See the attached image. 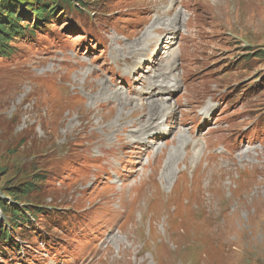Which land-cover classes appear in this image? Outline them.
I'll return each instance as SVG.
<instances>
[{"label": "rangeland", "instance_id": "obj_1", "mask_svg": "<svg viewBox=\"0 0 264 264\" xmlns=\"http://www.w3.org/2000/svg\"><path fill=\"white\" fill-rule=\"evenodd\" d=\"M79 1L0 55V198L43 212L11 230L0 264H264V0H181L173 44L155 50L162 0ZM155 65L171 71L168 102L132 106L122 146L131 106L89 98L112 78L135 97ZM162 109L173 128L132 148Z\"/></svg>", "mask_w": 264, "mask_h": 264}, {"label": "bare ground", "instance_id": "obj_2", "mask_svg": "<svg viewBox=\"0 0 264 264\" xmlns=\"http://www.w3.org/2000/svg\"><path fill=\"white\" fill-rule=\"evenodd\" d=\"M163 3H160V7L157 9V12L155 13L154 9L151 10V12H154L156 14V19L154 20L155 22L149 26V30H148V33H149V36H146L144 37V39L147 38L146 43H148V47H154V50L155 49H159V47L162 45V43H168L169 45L173 44V39H174V32L176 30H178V25L180 24V9H178V5L182 4L181 0H162ZM166 4H164L165 2ZM159 3V2H158ZM158 5V4H156ZM166 19L168 22L165 24H163V28L165 29V31H162V28L160 27L161 25H158L160 24V22L163 20V19ZM152 26L154 27V29H152ZM158 26V27H157ZM155 34V35H154ZM147 48V45L143 48H139L137 49V52L138 50L140 52H138V56L136 58H132V59H124L127 63H128V70L132 71V72H136V70L139 69V57L141 56H144L145 53H143V51H145ZM153 50V52H154ZM152 52V53H153ZM166 57H167V60H169V63L173 61L174 59V53L173 51H169L167 54H166ZM168 63V64H169ZM156 66V71L158 72L157 76L155 77H152V82L151 83H148L147 84V89L146 91H138L135 94V97L131 96L130 92L129 91H124V92H119L118 91V85H119V82L117 81L116 82V79L112 78L108 81V86L107 84L105 85V87L101 88L99 91H97V95L98 97L95 98L94 96H91L89 99L91 100V102L93 104L96 105V108H100L101 107V104H102V98L105 96L106 92H111V96H108V98L106 99L108 102H109V106L113 105L112 102H120L121 100H126L125 101H122L123 103L125 102L124 106L123 104L120 105L121 109H124L125 107H130L129 109V114L126 115V116H122L121 114L116 118V119H119V120H124L126 119L129 122H133L135 124H129L127 125L128 123H126L124 126H122L119 130V134L117 135L116 137V141L120 142L121 145H122V142L124 141V138L122 136V134L125 132V129H128L130 127H135L137 125V123L135 122V120H138L139 117L141 116V112H139L136 108L137 107H140L142 106V104H146V103H154L156 101H159V102H163V106H161L162 108H165V103L168 102L167 100H164L160 97H165V94L168 92L166 89L168 88V90H170L171 88H173L172 84H169V81L168 78L171 75V71L168 70V68L166 69V67H162V70H159V68H157L158 65H155ZM134 68V69H133ZM54 71V70H53ZM94 71V70H93ZM92 75V71H90L87 75H86V80H85V84L82 86V88H85L90 84L92 83V80L89 81V78L90 76ZM96 78L99 79V76L97 75ZM156 79V80H155ZM107 81V79L105 80ZM105 81L104 84H105ZM89 83V84H88ZM107 83V82H106ZM145 82L143 81L142 84H144ZM105 92H101V90L105 89ZM88 93H93V90L90 89V91ZM94 94V93H93ZM84 95V94H83ZM87 96V95H86ZM117 104V103H116ZM149 104H147V112H148V115L150 117L154 116L157 114L156 113H152L151 110L149 109ZM132 106L133 107H136L135 110H132ZM160 107V108H161ZM103 108V107H101ZM111 108V107H110ZM160 108L158 110H160ZM115 109V108H113ZM113 109H110V112L113 110ZM171 110V109H169ZM103 111H106V114H108V108L106 107ZM102 110H99L98 112H103ZM165 112V113H162ZM162 114H164L165 118L163 119V117H161V119L158 120V124L155 125V124H152L150 127H145L143 129V134L141 137L137 138L136 140H134L131 145H132V148H137L138 147V144L140 143H143L144 142V139L146 137H149L150 135H156V137L158 139H161L163 137H165L166 135V130L164 129H161L162 126L165 125L164 121L167 122V126L168 128H173V125H169V122L175 118V114L173 111H168V109H165V110H161L160 111ZM159 112V113H160ZM160 113V114H161ZM154 118V117H153ZM149 120L146 121V123H148ZM105 125V124H104ZM108 126V125H107ZM86 127V126H85ZM112 127L111 125L108 126V128ZM167 128V129H168ZM83 129V128H82ZM114 130V129H113ZM128 132V131H127ZM126 132V133H127ZM114 134V133H113ZM133 137V136H132ZM152 139H153V136H152ZM125 140L127 141L125 143V146H127L129 144L128 142V138L126 137ZM169 139L165 140L164 141V144H166V141H168ZM147 142H150V143H153V140L151 139H147ZM188 144V143H187ZM100 145V144H99ZM189 145V144H188ZM123 146V145H122ZM186 146V145H185ZM125 148V147H123ZM102 150V156L104 154H107V150L106 148H101ZM121 159V158H120ZM120 159H117L116 162H119ZM152 168H151V172H152ZM154 172V170H153ZM109 173L111 174H115V170H113L112 168L109 170ZM148 174V173H147ZM180 174V173H179ZM178 174V175H179ZM96 181H97V177H96ZM135 186H137V183H134ZM92 186H94L95 184H91ZM138 188V186H137ZM120 205V204H119ZM123 206L120 205V208H122ZM175 209V207H174Z\"/></svg>", "mask_w": 264, "mask_h": 264}, {"label": "trees", "instance_id": "obj_3", "mask_svg": "<svg viewBox=\"0 0 264 264\" xmlns=\"http://www.w3.org/2000/svg\"><path fill=\"white\" fill-rule=\"evenodd\" d=\"M80 2L83 3V1L76 0L78 6ZM76 4L73 0H0V55H9V42L14 38H20L25 33L33 34L32 32L37 29L39 23L42 24V21L45 23L48 18L56 15L55 11L59 6L71 9ZM31 16L34 17L32 23L23 24L21 22H28ZM31 190V184H26L18 192H11V196L14 199L17 195L27 194ZM11 201L13 204L9 203L6 198H0V217L8 215L6 218L8 226L0 225V244L9 242L11 230L16 231L17 228L25 227L22 224L28 223L29 218L43 213L41 207L38 206L34 209L28 205H23L22 209L15 208L16 202Z\"/></svg>", "mask_w": 264, "mask_h": 264}]
</instances>
